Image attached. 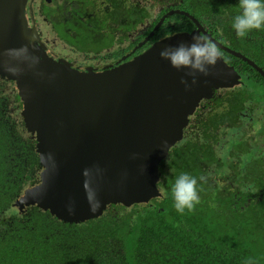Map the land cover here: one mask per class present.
<instances>
[{"label": "water", "instance_id": "95a60500", "mask_svg": "<svg viewBox=\"0 0 264 264\" xmlns=\"http://www.w3.org/2000/svg\"><path fill=\"white\" fill-rule=\"evenodd\" d=\"M23 7L24 0H0V78L14 83L40 169L38 181L13 204L20 211L36 206L78 224L101 217L111 205L129 208L161 196L159 165L200 101L242 83L219 55L210 74H197L185 89L181 77L191 78L157 55L163 46L199 33L264 79L252 61L220 45L186 12L180 13L195 22L194 30L166 37L114 69L80 72L44 53Z\"/></svg>", "mask_w": 264, "mask_h": 264}, {"label": "trees", "instance_id": "16d2710c", "mask_svg": "<svg viewBox=\"0 0 264 264\" xmlns=\"http://www.w3.org/2000/svg\"><path fill=\"white\" fill-rule=\"evenodd\" d=\"M183 4L198 20L221 30L233 47L242 41L241 48L251 60L264 58V28L238 37L230 27L239 0H184ZM253 74L257 75L255 70ZM260 82L264 90L261 78ZM232 95V102H227L239 105L238 93ZM223 102L213 100L215 106ZM20 107L14 83L0 78V264H245L249 258L252 264H264V164L255 172L247 161L245 172L230 179L222 173L223 179L240 180L241 186L243 172L242 190L252 194L250 201L235 202V189L228 182L212 188L197 182L199 202L183 213L173 207L171 194L170 200L157 204L111 205L101 217L78 224L64 223L36 206L18 210L15 200L38 181L40 171L35 142L24 128ZM205 144L196 145L197 179H206L207 167L213 164ZM178 152L175 145L158 168L161 184L169 189L181 171L194 176L188 170L195 168L191 157L178 162Z\"/></svg>", "mask_w": 264, "mask_h": 264}, {"label": "flooded vegetation", "instance_id": "af4514ba", "mask_svg": "<svg viewBox=\"0 0 264 264\" xmlns=\"http://www.w3.org/2000/svg\"><path fill=\"white\" fill-rule=\"evenodd\" d=\"M183 1L24 0L23 15L27 26L35 31L44 53L80 72L90 70L99 73L114 69L134 61L166 37L194 30L195 22L180 12L188 13L220 45L239 52L264 72V58L251 60L241 48L242 41H237L233 47L221 30L198 20L192 10H186ZM218 50L224 61L240 75L242 83L232 89L215 90L212 99L200 101L183 127L182 139L176 143L180 150L178 162L191 157L195 168L188 170L193 171L194 176L199 170L196 143L208 146L209 160L213 164L207 167L206 179H197L203 188L224 187L228 180L222 178L223 171L229 179L231 175L245 172L248 150L255 151L264 164V131L257 132L258 127H264V106L258 103L256 95L262 88L260 78L264 79L247 61L228 58L224 49ZM235 93L242 98H239L237 106L228 103L232 102V94ZM218 99L225 102L215 106L213 100ZM232 142L242 143V149L235 148ZM243 172L241 186L240 180L228 182L235 189V202L242 198L246 201L252 199V194L250 196L242 190L246 187L242 180ZM161 183L163 180L160 178L157 187L161 196L146 204L170 200V189ZM255 199L260 200L259 196Z\"/></svg>", "mask_w": 264, "mask_h": 264}, {"label": "clouds", "instance_id": "9594fccd", "mask_svg": "<svg viewBox=\"0 0 264 264\" xmlns=\"http://www.w3.org/2000/svg\"><path fill=\"white\" fill-rule=\"evenodd\" d=\"M230 27L238 37L245 36L250 30L264 28V0H239V12L231 18ZM157 55L166 60L171 68L177 71L186 70L184 75L191 79L185 82L182 76L180 83L187 89L189 83H196L197 74H210V69L216 65L220 53L214 41L199 33H193L187 41L180 40L163 46ZM199 179L203 181L204 177L200 176ZM170 194L177 212L191 211L200 199L197 177L181 171L171 184ZM245 264H252L251 258Z\"/></svg>", "mask_w": 264, "mask_h": 264}, {"label": "rangeland", "instance_id": "374dc122", "mask_svg": "<svg viewBox=\"0 0 264 264\" xmlns=\"http://www.w3.org/2000/svg\"><path fill=\"white\" fill-rule=\"evenodd\" d=\"M257 95V101L260 105L264 106V90L258 89L256 92ZM255 133H256V127H254ZM264 127H258L257 132H263ZM235 145V148H241L243 147L242 143H237V142H232ZM199 144V143H196ZM200 149L203 151H206L201 148ZM246 160L250 162L252 165L253 171L257 172L258 168L263 165L262 159L259 158V155L254 151L248 150V155L246 156Z\"/></svg>", "mask_w": 264, "mask_h": 264}]
</instances>
